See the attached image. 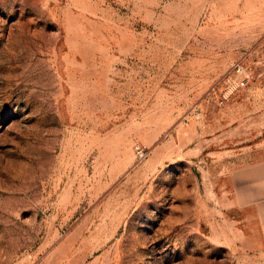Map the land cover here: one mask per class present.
Instances as JSON below:
<instances>
[{
  "label": "rangeland",
  "instance_id": "1",
  "mask_svg": "<svg viewBox=\"0 0 264 264\" xmlns=\"http://www.w3.org/2000/svg\"><path fill=\"white\" fill-rule=\"evenodd\" d=\"M0 264H264V0H0Z\"/></svg>",
  "mask_w": 264,
  "mask_h": 264
}]
</instances>
